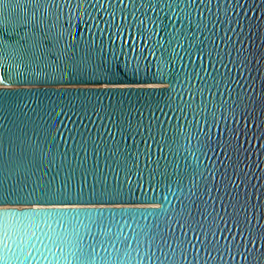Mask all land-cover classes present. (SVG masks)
Instances as JSON below:
<instances>
[{"label":"water","instance_id":"water-1","mask_svg":"<svg viewBox=\"0 0 264 264\" xmlns=\"http://www.w3.org/2000/svg\"><path fill=\"white\" fill-rule=\"evenodd\" d=\"M0 264H264V0H0Z\"/></svg>","mask_w":264,"mask_h":264}]
</instances>
